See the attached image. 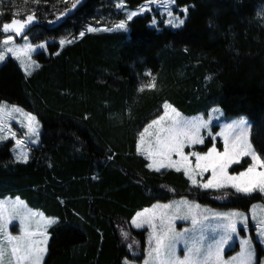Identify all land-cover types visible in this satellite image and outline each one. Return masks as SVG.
<instances>
[{
    "label": "trees",
    "instance_id": "16d2710c",
    "mask_svg": "<svg viewBox=\"0 0 264 264\" xmlns=\"http://www.w3.org/2000/svg\"><path fill=\"white\" fill-rule=\"evenodd\" d=\"M148 1L0 0V37L4 23L34 15L35 43L77 38L88 27L124 21L120 3L135 10ZM176 3L189 10L181 30L151 28L147 14L130 22L129 33H89L65 47L48 45V53L35 56L40 68L31 76L13 59L0 67V104L19 106L42 124L41 145L28 163L15 162L13 142L0 146V198L21 196L57 219L44 264L141 262L146 237L131 221L155 203L189 198L247 211L264 201L193 190L183 173H156L138 154L139 133L168 102L187 116L213 106L248 116L252 144L264 159V0ZM150 78L155 87L141 91ZM123 231L140 239L141 256L130 254Z\"/></svg>",
    "mask_w": 264,
    "mask_h": 264
},
{
    "label": "snow or ice",
    "instance_id": "6c2138e0",
    "mask_svg": "<svg viewBox=\"0 0 264 264\" xmlns=\"http://www.w3.org/2000/svg\"><path fill=\"white\" fill-rule=\"evenodd\" d=\"M76 3H79V0H76ZM150 3H156V0H150ZM166 3L170 6L175 0H166ZM187 11L185 8L184 12ZM135 15L137 13L133 12L128 18L131 19ZM172 15L169 10L168 16ZM33 20L34 15H28L26 20L12 19L11 22L3 24V32L19 36ZM184 23V19L177 18L173 26L179 28ZM117 28H125L124 22L118 23ZM89 31L98 29L90 28ZM80 35L83 36L84 33L81 32ZM60 43L64 44L65 41ZM3 46L0 50V63L11 54L21 60L25 73L31 75L29 66L35 67V61H32L30 56L34 51L32 45L15 46L13 36L9 35L3 40ZM207 79L211 80V76ZM151 87H155L154 81ZM163 108V115L148 123L139 135L137 151L148 161L149 169L161 174L162 170L183 173L194 187L205 190L221 191L231 188L235 193L251 194L257 190L264 193V170L257 171L258 168L264 169V159L250 142L245 119L225 125L224 130L219 133L223 140V150L220 151L213 142L215 137L210 130L211 120L185 119L168 103H165ZM18 116L21 117V127L27 129L25 139L31 137V143H39V121L36 116L7 104H0V140L6 139L7 135L15 139L16 133L11 130L9 122ZM204 130H208V136L212 138L209 140L211 146L186 152V149L205 144L202 135ZM16 144L23 146L25 141L17 139ZM261 152H264V149ZM243 157L251 158L246 170L237 175L230 174L229 168L233 164L241 163ZM16 160L28 163V153L19 151ZM209 172L211 176L206 182L197 181V176L203 177ZM199 208L200 205L194 201L182 200L163 206L156 205L155 209H145L136 214L131 223L137 229L147 226L151 230L148 237L151 264H226L222 257L224 246L236 234L238 222L246 223V218L236 214L222 215L219 219L224 223L217 225L206 235L207 225L199 216ZM208 218L205 216L203 219ZM14 219L20 221V236H13L8 231V225ZM176 220H190L192 227L177 231L174 226ZM53 223L54 219L45 218L40 213L27 209L19 197L7 204L0 201V264H42L49 239L47 228ZM261 223L264 225V221ZM123 234L127 236V233ZM261 234L264 235V228L261 229ZM180 244H183L185 253L183 258L178 255ZM236 259L233 257V264ZM247 259L244 258L243 264H247Z\"/></svg>",
    "mask_w": 264,
    "mask_h": 264
},
{
    "label": "rangeland",
    "instance_id": "374dc122",
    "mask_svg": "<svg viewBox=\"0 0 264 264\" xmlns=\"http://www.w3.org/2000/svg\"><path fill=\"white\" fill-rule=\"evenodd\" d=\"M6 1L8 2V0H6ZM12 1H16V0H12ZM66 1H68V0H66ZM119 9L121 11H123L126 15L125 20L122 21L125 24V28H123V29L117 28L118 23H116L112 26H106V27H100V26L99 27H88L86 29V31L84 32V35L89 34V33H93V34L116 33V32H127V33H129L130 22L136 17L145 16L147 14H150L151 18H152V21L150 23L151 28H154L158 31H162L163 29L178 31V30H181L185 26V23L187 21L188 14H189V10L187 12H184L185 8H178L176 0H175V3L170 5V6L166 3V0H156V3H150V1H148L147 3H145L144 5L140 6L139 8H137L135 10H128V9L124 8L123 3H120ZM169 10H171L173 13V15L171 17L168 16ZM133 12L137 13V15L132 16L131 19H129L128 17ZM177 18L184 19V21H185V23L182 26H180L179 28H176L173 26L176 23ZM60 20H62V19H59L58 22H60ZM169 21H171V23H169ZM90 28L98 29V31H89ZM104 29H108V30L105 31ZM9 35L13 36L15 46H23L26 44L32 45V48L34 49V51H32L30 53V56H31V60L35 61V67L33 68V67L29 66V70L31 71V75L33 73H35L36 71H38L40 68L39 61L35 56L40 52L48 53V45L53 44V43H57V42L60 43L62 41V40L49 39L43 43H35L34 40L39 35V30L34 28L33 30H31V32H29V34L27 36H24L20 39H18L15 34H11V33L10 34H1L0 50H2L4 47L3 46V40L5 38H7ZM83 36H80L77 38L68 37V38L63 40V41H65L64 44H61V43L60 44L62 47H65L67 45L75 43L78 39H80ZM68 41H71V42L68 43ZM9 59H13L14 61H16L18 66L20 67V69L25 73L24 65L22 64L21 60L16 59L11 54H8V56L6 57V60L3 63H0V67ZM26 75L31 76L28 74H26ZM153 81H154V79L150 78L149 80H146L145 82H141L140 89H145V88L151 87ZM166 103H168V102H166ZM1 104H7L9 106L21 108L19 106L11 105L8 103H1ZM168 104H170V103H168ZM172 107L175 108L174 106H172ZM21 109H23V108H21ZM175 109H176V111H178L181 114V117H183L185 119L203 118V119L211 120L210 130H211L213 136L215 137L213 142L215 143L217 149L220 151L223 150V140L219 136V133L224 130L225 125L232 123L235 120L242 119V118L247 121L246 127H248V130H249L248 134L250 137V142L252 143V123H251L249 117L246 115L227 116L226 113L224 112V110L219 106H213L207 113H201V114H197V115H193V116L184 115L177 108H175ZM162 110H163V112H162V115H163V113H164L163 106H162ZM24 112L30 113L26 110H24ZM32 115H34V114H32ZM34 116H36V115H34ZM20 118L21 117L18 116L17 119L9 122V126H10L11 130L16 133L15 139H13L10 135L6 134L7 138L4 140H0V146L7 143V142H10V141L13 142V147H12L11 153H12V156H13V159L15 160V162H18V163H22V162H19L16 160V156H17L18 152L21 150L26 151L28 153V161H29V159L32 155V150L38 149L40 147L41 135H42V124L36 116L37 120L39 121V143H36V144L31 143L30 142L32 139L31 137H29L28 139H25V137L27 135V129L21 127V125L19 123ZM140 133H139V135H140ZM202 135L205 138V144L204 145H197V146H195V148L186 149V152L192 151V150H201L202 148H204L206 146L207 142H209V140L212 139L211 137L208 136V130H204L202 132ZM17 139L24 140L25 144L23 146L17 145L16 144ZM138 142H139V136H138ZM246 160H249L251 163L250 157H243L241 163L233 164L229 168V173L233 174V175H237L239 172H241V171L236 172V170L234 168L237 166H241ZM245 170H243V171H245ZM261 170H264V169H260V168L257 169V171H261ZM162 171H170V170H162ZM172 171H174V170H172ZM210 176H211V173L209 172V173H205L203 177L197 176L196 179L198 182L202 183V182H206L207 179L210 178ZM190 187L193 190L196 189V190H199V191L205 192V193L206 192L224 193L227 191L235 192V190L231 189V188L223 189L221 191H216L213 189L205 190L202 188H196L191 184V182H190ZM236 194L246 196V197H250V196H254V195H260L261 197L264 198V193H260L259 190L255 191L251 194H242V193H236ZM17 197H19V200L23 202V205H25L27 207V209L31 210L34 213H40L45 218L55 220V223L51 224L47 228V234H48L49 239H48V244H47V253L45 254V256L43 258V262H42V264H44L45 259L48 255V246H49V241H50L49 229L57 223V219L47 216L43 211H41L39 209L32 208L27 203V201L24 200L21 196H17ZM17 197L6 196L3 198H0V201H3L7 204L9 202L15 201ZM182 200L193 201V200H190L189 198H180V199L170 200V201L165 202V203H162V202L161 203H155L153 206L145 208V209L151 210V209H155L156 205L163 206L165 204H171L173 202H178V201H182ZM216 200L219 202V204H221V206H224L227 203V198L224 194L218 195L216 197ZM194 202L196 204H199L196 201H194ZM199 205H200V208L198 209L199 216H200L202 222L205 225H207V231L205 233L206 235L209 234V232H211V230L213 228H215L217 225L224 223V221L222 219H219V217L222 215L236 214L239 217H245L246 218V223H239L238 222L236 234H234L232 236V239H230L228 241V243L224 246L222 257H223V260L226 262V264H233V257L237 258L236 261L234 262V264H243L245 257L248 258L247 264H264V235L261 234V229L264 228V225H262V223H261L262 221H264V201L263 202H257L255 204H253L251 206V208L247 211H242L239 209H232V208H227V209L218 208V207L215 208V207L210 206V205H202V204H199ZM145 209H143L139 212H143ZM205 216H208L209 218L207 220H204L203 218ZM135 217H136V215H135ZM174 226H175L177 231H183L184 228H191L192 227L190 220H187V221L176 220L174 222ZM131 227L134 231L145 233V237H146L145 238V242H146L145 250H144L143 259L141 260V262L132 261V260H129L128 258H125L123 260V264H145V262H149V264H151V257L149 255L150 245H149V240H148L149 233L151 230L148 229L147 226L137 229L132 223H131ZM198 228H199V226H198ZM8 231L13 236L22 235L20 221L18 219L12 220L11 223L8 225ZM123 233H126V232L123 231L122 234ZM212 234L216 235L217 233H212ZM123 238L126 241L127 247L130 250V254L135 258L141 256V253L139 252V250H140V248H139L140 247V239L138 237H135L132 240L129 237V235H127L125 237L124 234H123ZM217 238H219V237L217 236ZM178 255H180L181 258H183V256L185 255V253L183 251V244L179 245Z\"/></svg>",
    "mask_w": 264,
    "mask_h": 264
},
{
    "label": "water",
    "instance_id": "95a60500",
    "mask_svg": "<svg viewBox=\"0 0 264 264\" xmlns=\"http://www.w3.org/2000/svg\"><path fill=\"white\" fill-rule=\"evenodd\" d=\"M36 24H37V21L33 20L32 24L28 25L25 28L24 33L21 34V35H19V36H17V37L22 38L24 35L28 34L32 29H34V27L36 26ZM2 33L3 34H10V33H4L3 32V29H2Z\"/></svg>",
    "mask_w": 264,
    "mask_h": 264
}]
</instances>
